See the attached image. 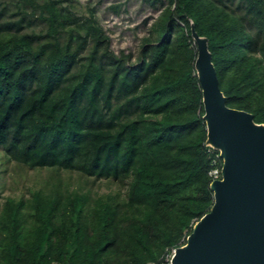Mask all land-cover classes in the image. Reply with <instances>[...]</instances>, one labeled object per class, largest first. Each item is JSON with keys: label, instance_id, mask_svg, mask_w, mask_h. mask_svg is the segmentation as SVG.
I'll return each mask as SVG.
<instances>
[{"label": "trees", "instance_id": "1", "mask_svg": "<svg viewBox=\"0 0 264 264\" xmlns=\"http://www.w3.org/2000/svg\"><path fill=\"white\" fill-rule=\"evenodd\" d=\"M144 2L158 15L134 53H116L93 7L0 0V149L125 186L93 197L56 181L6 197L0 264H157L185 243L213 203L219 153L206 144L192 28L226 105L264 124V0Z\"/></svg>", "mask_w": 264, "mask_h": 264}, {"label": "water", "instance_id": "2", "mask_svg": "<svg viewBox=\"0 0 264 264\" xmlns=\"http://www.w3.org/2000/svg\"><path fill=\"white\" fill-rule=\"evenodd\" d=\"M206 144L222 159L210 182L213 203L192 226L172 264H264V124L226 105L206 38L192 28Z\"/></svg>", "mask_w": 264, "mask_h": 264}, {"label": "rangeland", "instance_id": "3", "mask_svg": "<svg viewBox=\"0 0 264 264\" xmlns=\"http://www.w3.org/2000/svg\"><path fill=\"white\" fill-rule=\"evenodd\" d=\"M78 10L93 7L95 16L110 38V46L116 53H134L140 38L147 34L151 20L159 13L144 0H71ZM121 4L119 12L110 8ZM147 22V23H146ZM60 181L62 187L89 191L91 196H105L118 191L123 194L125 186L120 183L86 176L76 171L54 168H30L18 164L0 149V206L6 197L29 198L35 190L45 189L53 182Z\"/></svg>", "mask_w": 264, "mask_h": 264}, {"label": "built area", "instance_id": "4", "mask_svg": "<svg viewBox=\"0 0 264 264\" xmlns=\"http://www.w3.org/2000/svg\"><path fill=\"white\" fill-rule=\"evenodd\" d=\"M208 151L210 153H213L214 150H212V148H210V149H208ZM219 158H220L219 153H215L214 157L212 159L211 169L209 171L211 181L215 180V179H219L221 177V165H222V163H220ZM174 249L175 248H171V250L169 252H167L157 264H172L171 259H172V256L174 254ZM149 264H151V263H149Z\"/></svg>", "mask_w": 264, "mask_h": 264}]
</instances>
